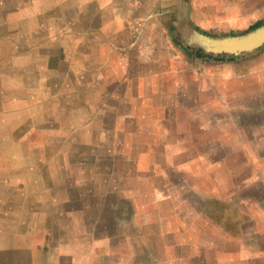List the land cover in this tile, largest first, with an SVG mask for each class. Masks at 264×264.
Segmentation results:
<instances>
[{
  "label": "rangeland",
  "instance_id": "rangeland-1",
  "mask_svg": "<svg viewBox=\"0 0 264 264\" xmlns=\"http://www.w3.org/2000/svg\"><path fill=\"white\" fill-rule=\"evenodd\" d=\"M154 14L156 74L127 77L111 138L64 140L95 164L77 173L95 215L67 214L57 242L74 264H264V0H156Z\"/></svg>",
  "mask_w": 264,
  "mask_h": 264
},
{
  "label": "crops",
  "instance_id": "crops-1",
  "mask_svg": "<svg viewBox=\"0 0 264 264\" xmlns=\"http://www.w3.org/2000/svg\"><path fill=\"white\" fill-rule=\"evenodd\" d=\"M155 1L0 0V264L18 255V264H74L56 236L67 214L95 215L77 174L95 164L65 153L64 140L110 139L115 100L126 105L136 81L127 77L156 74L142 55L159 34ZM68 172L78 179L73 190ZM38 206L42 214L32 215Z\"/></svg>",
  "mask_w": 264,
  "mask_h": 264
},
{
  "label": "water",
  "instance_id": "water-1",
  "mask_svg": "<svg viewBox=\"0 0 264 264\" xmlns=\"http://www.w3.org/2000/svg\"><path fill=\"white\" fill-rule=\"evenodd\" d=\"M259 33V31H257L256 33L254 32V33H252L250 36H256L257 34ZM246 39H247V37H246ZM245 39V40H246ZM237 40H239V42H237V43H243L245 40H243L242 38H238ZM252 49H244V51H242L243 53H247V52H250Z\"/></svg>",
  "mask_w": 264,
  "mask_h": 264
},
{
  "label": "bare ground",
  "instance_id": "bare-ground-1",
  "mask_svg": "<svg viewBox=\"0 0 264 264\" xmlns=\"http://www.w3.org/2000/svg\"><path fill=\"white\" fill-rule=\"evenodd\" d=\"M72 95H73V94H72ZM41 154H42V153H41ZM57 172H58V171H57ZM10 181H11V180H10ZM18 256H19V255H18ZM18 256H17V261H16V262H17V264H18V261H19V260H18Z\"/></svg>",
  "mask_w": 264,
  "mask_h": 264
},
{
  "label": "trees",
  "instance_id": "trees-1",
  "mask_svg": "<svg viewBox=\"0 0 264 264\" xmlns=\"http://www.w3.org/2000/svg\"><path fill=\"white\" fill-rule=\"evenodd\" d=\"M220 60H223V59L220 58Z\"/></svg>",
  "mask_w": 264,
  "mask_h": 264
},
{
  "label": "built area",
  "instance_id": "built-area-1",
  "mask_svg": "<svg viewBox=\"0 0 264 264\" xmlns=\"http://www.w3.org/2000/svg\"><path fill=\"white\" fill-rule=\"evenodd\" d=\"M135 1H138V0H135Z\"/></svg>",
  "mask_w": 264,
  "mask_h": 264
}]
</instances>
